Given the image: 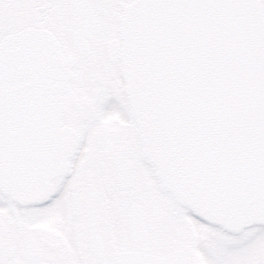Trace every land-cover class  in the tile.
<instances>
[{
  "label": "water",
  "instance_id": "95a60500",
  "mask_svg": "<svg viewBox=\"0 0 264 264\" xmlns=\"http://www.w3.org/2000/svg\"><path fill=\"white\" fill-rule=\"evenodd\" d=\"M83 8L91 23L89 10L75 3L77 25ZM119 32L126 95L163 188L227 231L264 224L259 0H132ZM58 60L44 29L26 27L0 40V190L20 203L48 193L66 165ZM178 261L124 254L119 264Z\"/></svg>",
  "mask_w": 264,
  "mask_h": 264
},
{
  "label": "flooded vegetation",
  "instance_id": "af4514ba",
  "mask_svg": "<svg viewBox=\"0 0 264 264\" xmlns=\"http://www.w3.org/2000/svg\"><path fill=\"white\" fill-rule=\"evenodd\" d=\"M130 1L0 0V40L26 27L54 37L66 104L59 124L69 138L66 166L50 179L48 193L20 203L0 190V264H119L124 254L264 264V224L232 232L206 222L156 177L117 57ZM75 3L85 5L91 23L83 8L77 25Z\"/></svg>",
  "mask_w": 264,
  "mask_h": 264
},
{
  "label": "bare ground",
  "instance_id": "6f19581e",
  "mask_svg": "<svg viewBox=\"0 0 264 264\" xmlns=\"http://www.w3.org/2000/svg\"><path fill=\"white\" fill-rule=\"evenodd\" d=\"M66 166V165H65ZM62 173V172H61ZM60 174V173H59Z\"/></svg>",
  "mask_w": 264,
  "mask_h": 264
}]
</instances>
